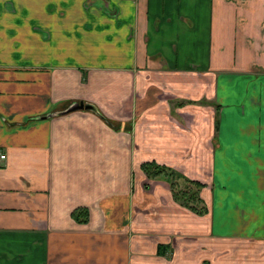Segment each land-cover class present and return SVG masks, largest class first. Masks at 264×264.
Returning <instances> with one entry per match:
<instances>
[{"label": "crops", "instance_id": "0c3cea01", "mask_svg": "<svg viewBox=\"0 0 264 264\" xmlns=\"http://www.w3.org/2000/svg\"><path fill=\"white\" fill-rule=\"evenodd\" d=\"M0 151V264H264V0H0Z\"/></svg>", "mask_w": 264, "mask_h": 264}, {"label": "rangeland", "instance_id": "374dc122", "mask_svg": "<svg viewBox=\"0 0 264 264\" xmlns=\"http://www.w3.org/2000/svg\"><path fill=\"white\" fill-rule=\"evenodd\" d=\"M173 170L178 173V171H176L175 169H173ZM167 174H169V173L166 172V174H164V175L167 177ZM178 174H180L182 177L186 178V180L184 178H180L176 175H173V177H171L169 175L170 176L169 178H172V182H173V183L171 182V192L173 194V197L178 202H181V201L187 202L188 201L190 204H194L200 208V206L202 204V201L200 199V190L205 186V184L198 181V180H194V179H190L188 177H185L180 172ZM188 180L197 181V182L201 183V187L197 188L196 184L191 183Z\"/></svg>", "mask_w": 264, "mask_h": 264}, {"label": "trees", "instance_id": "16d2710c", "mask_svg": "<svg viewBox=\"0 0 264 264\" xmlns=\"http://www.w3.org/2000/svg\"><path fill=\"white\" fill-rule=\"evenodd\" d=\"M144 170L146 171V173H148V175L150 174V170H155L156 173H164L166 174V172H168L169 174H167V178L172 180V178H169L170 176L173 177V175H176L180 178H184L182 177L180 174H178L177 172H175L172 168L170 167H167V166H164V165H158L156 163H152V161H150V163H144ZM170 175V176H169ZM186 180V178H184ZM190 181V180H188ZM191 183H194L196 184V187H201V183L197 182V181H190ZM199 200V199H198ZM180 203L184 204L185 206H188L190 207L192 210H195V211H201L202 208H197L196 205L194 204H190L188 201H181ZM204 210V208H203Z\"/></svg>", "mask_w": 264, "mask_h": 264}, {"label": "water", "instance_id": "95a60500", "mask_svg": "<svg viewBox=\"0 0 264 264\" xmlns=\"http://www.w3.org/2000/svg\"><path fill=\"white\" fill-rule=\"evenodd\" d=\"M82 107H86V108H92V106L88 103H83L82 101L78 102L77 104L72 105L71 107L68 108L69 109H74V108H82Z\"/></svg>", "mask_w": 264, "mask_h": 264}, {"label": "built area", "instance_id": "2783aa9c", "mask_svg": "<svg viewBox=\"0 0 264 264\" xmlns=\"http://www.w3.org/2000/svg\"><path fill=\"white\" fill-rule=\"evenodd\" d=\"M5 153H2L1 151H0V158H5Z\"/></svg>", "mask_w": 264, "mask_h": 264}]
</instances>
